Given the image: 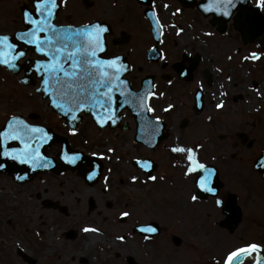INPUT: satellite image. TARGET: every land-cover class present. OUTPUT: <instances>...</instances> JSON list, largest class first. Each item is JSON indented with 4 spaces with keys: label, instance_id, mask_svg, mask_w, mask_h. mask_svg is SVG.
<instances>
[{
    "label": "flooded vegetation",
    "instance_id": "af4514ba",
    "mask_svg": "<svg viewBox=\"0 0 264 264\" xmlns=\"http://www.w3.org/2000/svg\"><path fill=\"white\" fill-rule=\"evenodd\" d=\"M245 2L232 0L225 16L214 10L205 12L201 5L209 0H58L53 18L56 25L103 24L108 31L103 34L105 51L101 57H120L128 69L121 78L131 93H155L147 100L154 110L151 113L138 112L132 103L121 107L122 98L114 93L118 119L101 128L86 110L70 125L47 94L37 91L40 78L32 65L43 57L14 36L29 27L22 14L32 11V0H0V34H8L26 53L16 61L15 69L0 65V130L9 117L19 115L51 136L40 149L50 159L48 168L32 169L0 157L4 165L0 168V264H14L12 258L15 264H42L35 240H24L20 231L24 232L26 221L50 227L56 241L49 247L62 249L63 256L62 250L54 254L74 264H183L179 250L182 235L193 233L202 218L213 224L224 220V207L232 200L240 211L239 222L248 224L245 235L253 239L242 246L256 244L263 250L262 174L256 171L255 175L262 187L240 191L238 180L226 169L228 162L224 161L225 168L221 162L205 163L215 168L220 185L216 193L204 191L201 197L193 176L183 175V156L170 151L176 144L193 147L200 161L208 153L201 143H221L218 159H222L227 144L250 148L254 143L244 131L232 135L226 114L239 102L245 104V110L257 108L259 97L264 105V77L256 73L264 63V0L259 5L257 0ZM153 12L158 24L150 15ZM253 12L259 17L250 33L248 14ZM252 53L257 54L256 59L250 58ZM221 101L223 107L216 108ZM155 117L160 118L158 122ZM147 119L159 125L151 140L142 131ZM6 147L22 145L9 141ZM108 148L114 151L109 153ZM61 150L69 155L79 152L80 158L69 164L60 159ZM212 153L215 150L208 154ZM144 159L152 163L148 170L136 163ZM93 170L96 176L90 180L88 174ZM212 182L215 188L217 183ZM193 195L196 200L191 199ZM121 212L129 215L121 216ZM147 226L156 232L141 231ZM86 227L96 231H84ZM12 232L26 245L14 247L15 257L5 240ZM85 234L92 238L87 240ZM77 240L81 246L75 245ZM69 245H73L70 250ZM86 245L94 248L87 250ZM100 252L111 253L115 260L110 262L99 256ZM255 257L245 256L239 264H252Z\"/></svg>",
    "mask_w": 264,
    "mask_h": 264
},
{
    "label": "snow or ice",
    "instance_id": "6c2138e0",
    "mask_svg": "<svg viewBox=\"0 0 264 264\" xmlns=\"http://www.w3.org/2000/svg\"><path fill=\"white\" fill-rule=\"evenodd\" d=\"M260 2L261 0H257V5ZM32 4V11H25L22 14V20L29 27L15 32L14 36L22 44L32 46L34 51L43 57L35 60L32 65L40 78L41 87L37 91L42 90L47 94L52 106L68 118L70 125L78 119L77 114L84 110L91 114L94 123L101 128L108 123L115 124L118 117L113 108L114 93H119L122 98L119 102L121 107L132 103L140 113L154 111L147 103L148 98L155 95L154 92L134 95L128 90L127 81L121 78L128 69L120 63V57H101L100 53L105 51L103 34L108 31L103 24L89 23L80 27L58 26L53 22L58 0H32ZM231 6L232 0H209L207 5H201L205 12L214 10L222 12L225 16L229 15L228 8ZM180 11L176 9L177 13ZM150 15L158 24L155 13ZM25 54L24 50L18 48L17 43L10 40L8 34H0V65L15 69L16 61ZM250 58L256 59L257 54H250ZM172 107L168 105L169 109ZM221 107H223L222 101L216 104V108ZM159 119L155 117L157 122ZM71 131L75 130L71 129ZM142 131H145L151 140L159 131V125L153 124L151 119L143 120ZM50 139V134L43 127L30 124L19 115H13L8 118L3 130H0V157L27 164L32 169L48 168L50 159L40 149ZM9 141L18 142L22 147L8 148L6 145ZM113 151L112 148L107 149L109 153ZM170 151L183 156L185 161L183 175H192L196 188L210 193L216 192L212 186L213 169L199 161L193 147L176 144L170 148ZM92 155L95 156L96 153ZM79 158V152L71 155L63 150L60 152V159L69 164H75ZM136 163L144 170L152 167V163L147 159L138 160ZM2 167L4 165L0 164V168ZM95 176L96 171L93 170L88 174V179L91 180ZM148 178L156 179L152 176ZM131 179L135 181L137 177L132 176ZM191 199L196 200L197 197L193 195ZM216 203L220 204L221 201L217 200ZM120 215L126 217L129 214L121 212ZM83 230L96 231L87 227ZM141 231L154 233L156 229L147 226ZM253 254L256 256L253 264H264L261 246L256 244H246L244 247L229 251L223 259V264H239L242 257H251Z\"/></svg>",
    "mask_w": 264,
    "mask_h": 264
},
{
    "label": "rangeland",
    "instance_id": "374dc122",
    "mask_svg": "<svg viewBox=\"0 0 264 264\" xmlns=\"http://www.w3.org/2000/svg\"><path fill=\"white\" fill-rule=\"evenodd\" d=\"M21 1V0H19ZM250 73L253 72V68L249 65ZM264 63L261 64L260 68H257L256 73L261 74L264 77ZM248 96H252L251 92L248 91ZM258 107H254L252 113L248 112L244 103L239 102L237 106H232L226 112L228 114L227 121L231 124L232 135H235L237 131L246 132L250 138H253L255 141L250 148H241L233 147L230 143L227 144L225 158L218 159L221 151L218 144L214 143H201V146L205 148L206 151L215 150V153L204 154L200 158V162H221L224 166V161L228 162L229 165L226 168L228 171L232 172L233 180H238L239 186L236 187L238 190H243L244 188H259L262 187L263 182L256 180V170L253 168L254 160L258 157L261 151L264 150V105L260 101V97L257 98ZM253 108V107H252ZM233 140H236L234 136ZM230 153H235L234 158H230ZM221 166V169L223 168ZM226 171V170H225ZM227 172V171H226ZM261 180V179H260ZM235 187V188H236ZM263 189V188H262ZM25 230H20L24 240L34 241V247L39 256L40 263L42 264H74L73 262L65 261L63 256V250L61 256L59 254H54V252H60L59 248L49 247V243H55V239L52 237V230L50 227H44L40 222L30 223L25 222ZM248 224L245 220L238 222L233 231L230 232L226 228H222L218 225V222L211 223L210 221L200 220L199 225L196 227L193 233H184L182 235V242L179 250H182L184 263L183 264H223V259L225 255L235 248H238L244 245L246 242L253 240L251 237L245 235ZM39 230H43L42 234L37 233ZM13 234V235H12ZM9 236V251L11 256L15 257V246H21L26 248V245L19 239V235L16 232H12ZM54 235V233H53ZM107 233L104 235L106 238ZM40 237V238H39ZM98 238L101 237L99 234ZM85 238L88 240L91 239L89 235L85 234ZM64 242V241H63ZM76 246H81L79 240L76 241ZM83 244V241H81ZM97 242V241H96ZM95 240L93 243H96ZM98 242L103 243L102 239H99ZM7 242H5L6 244ZM61 240L57 242L56 245H60ZM94 246V244H93ZM91 245L85 246L88 248L93 247ZM113 246V245H112ZM171 246V244H170ZM73 245H69L68 250H70ZM50 248V249H49ZM84 248V250H86ZM94 248V247H93ZM117 248V247H112ZM118 249V248H117ZM85 252L83 251V254ZM175 254L180 255L176 252ZM99 256L107 257L111 261L115 260L112 254L100 252ZM11 259V258H10ZM101 259V257L99 258ZM94 261V260H93ZM12 262L15 264V259L12 258ZM19 262V261H18ZM182 262V261H181ZM97 264V263H96ZM115 264H125L123 262L116 261ZM244 264H249L248 261H245Z\"/></svg>",
    "mask_w": 264,
    "mask_h": 264
},
{
    "label": "water",
    "instance_id": "95a60500",
    "mask_svg": "<svg viewBox=\"0 0 264 264\" xmlns=\"http://www.w3.org/2000/svg\"><path fill=\"white\" fill-rule=\"evenodd\" d=\"M233 1H235V0H233ZM243 2L246 3L245 0H243ZM258 17H259V14L257 12H253V13L248 14V23H249L248 31L250 33H252L253 30L256 28V25L258 23ZM262 165H264V152L261 153V155L257 158V160L254 163V168L256 170H258L259 172H261L262 176L264 178V166H262ZM207 166L213 169V180H214V182L217 183V186L215 187V189L217 191L220 183H219L218 178H217L216 170L211 165H207ZM203 193H204V190L197 188V195H200L202 197V195H204ZM224 212L226 214V218L224 220L220 221L219 225L221 227L227 228L229 231H233L235 225L240 221V211H239L238 206L235 203V200H232L229 203V205L224 207ZM174 240H175V238H174ZM262 252L264 253V248H263ZM243 258L244 257H242L240 259V261H242Z\"/></svg>",
    "mask_w": 264,
    "mask_h": 264
},
{
    "label": "bare ground",
    "instance_id": "6f19581e",
    "mask_svg": "<svg viewBox=\"0 0 264 264\" xmlns=\"http://www.w3.org/2000/svg\"><path fill=\"white\" fill-rule=\"evenodd\" d=\"M262 98H264V97H262ZM260 99H261V98H260ZM261 101H263V100L261 99ZM247 111L250 112V113H252L253 109L251 108V109H248ZM263 248H264V247H263Z\"/></svg>",
    "mask_w": 264,
    "mask_h": 264
}]
</instances>
